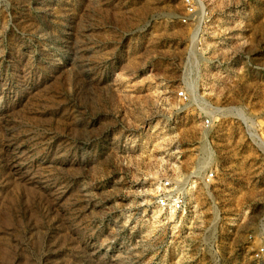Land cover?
<instances>
[{
  "label": "rangeland",
  "instance_id": "1",
  "mask_svg": "<svg viewBox=\"0 0 264 264\" xmlns=\"http://www.w3.org/2000/svg\"><path fill=\"white\" fill-rule=\"evenodd\" d=\"M195 2L0 0V264H264V0Z\"/></svg>",
  "mask_w": 264,
  "mask_h": 264
},
{
  "label": "built area",
  "instance_id": "2",
  "mask_svg": "<svg viewBox=\"0 0 264 264\" xmlns=\"http://www.w3.org/2000/svg\"><path fill=\"white\" fill-rule=\"evenodd\" d=\"M197 1V0H196ZM186 17L182 19V23H187L197 13V2L195 0H182ZM178 97L183 101H188L189 96L185 91L179 92ZM203 125H210L209 118H206ZM214 178V173L204 175V181L210 183ZM188 204V196L186 190L181 184H173L170 180H164L160 183V190L156 198V205L159 210L173 213H184Z\"/></svg>",
  "mask_w": 264,
  "mask_h": 264
}]
</instances>
